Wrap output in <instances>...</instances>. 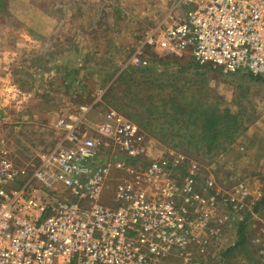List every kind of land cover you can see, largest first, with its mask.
<instances>
[{
  "label": "rangeland",
  "instance_id": "1",
  "mask_svg": "<svg viewBox=\"0 0 264 264\" xmlns=\"http://www.w3.org/2000/svg\"><path fill=\"white\" fill-rule=\"evenodd\" d=\"M33 1L56 23L49 38L32 43L23 64L50 66L53 72L29 68L31 73L24 74L23 68L17 98L11 87L4 90L8 100H0V143L11 158L23 167L39 163L58 143L56 119L83 104L90 110L81 129L106 143L98 128L105 123V112L116 108L115 98L105 95L114 82L125 87L135 78L190 91L199 87L219 96L222 108L242 110L247 129L223 152L203 156L173 148L155 136L158 125L149 130L134 120L148 148L131 165L146 174L141 186L145 198H115L116 188L134 179L123 171L107 184L102 201L111 208H126L130 264H264V207L255 209L264 197V78L249 71L225 72L190 54L177 56L144 44L145 32L192 8L190 0ZM113 156L124 158L116 152ZM154 161L161 172L150 178ZM241 231L242 252L224 256L241 240ZM164 255L168 262L161 259Z\"/></svg>",
  "mask_w": 264,
  "mask_h": 264
},
{
  "label": "built area",
  "instance_id": "2",
  "mask_svg": "<svg viewBox=\"0 0 264 264\" xmlns=\"http://www.w3.org/2000/svg\"><path fill=\"white\" fill-rule=\"evenodd\" d=\"M190 2L192 8L145 32L144 44L264 78V0ZM89 110L83 104L56 119L58 143L39 163L20 166L0 143V264H130L126 208L102 198L123 171L134 179L122 182L115 198H145L146 174L131 165L147 154V144L138 124L113 108L98 128L106 143L91 137L81 129ZM159 172L154 161L150 178Z\"/></svg>",
  "mask_w": 264,
  "mask_h": 264
},
{
  "label": "trees",
  "instance_id": "3",
  "mask_svg": "<svg viewBox=\"0 0 264 264\" xmlns=\"http://www.w3.org/2000/svg\"><path fill=\"white\" fill-rule=\"evenodd\" d=\"M157 81L159 83L140 82L131 78L124 83L125 87H118L114 82L105 95L115 98L114 109L135 120L145 129L150 130L158 125L155 136L177 150H195V153L203 156L212 152H223L247 129L244 116H241L242 110H239L240 113L230 108H222L219 96L206 94L199 87L190 91L188 87L183 89L177 84ZM146 83L151 84L141 88ZM169 86L172 87L171 91L168 90ZM166 91L168 93L164 94ZM263 207L264 197L257 202L255 209L260 210ZM240 236L241 240L227 248L224 256L236 250L242 252V245L245 243L243 231ZM161 259L168 262L165 255Z\"/></svg>",
  "mask_w": 264,
  "mask_h": 264
},
{
  "label": "crops",
  "instance_id": "4",
  "mask_svg": "<svg viewBox=\"0 0 264 264\" xmlns=\"http://www.w3.org/2000/svg\"><path fill=\"white\" fill-rule=\"evenodd\" d=\"M45 12L48 10L44 7L41 10L33 0H11L9 4L0 0V100L4 102L8 100L4 90L11 87L16 97L15 90L22 88L18 74L23 68L27 69L24 74L31 73L29 68L31 71L39 69L40 74L53 72L50 66L44 69L41 65L23 64L30 56L28 49L32 43L43 36L49 38L53 33L56 20ZM21 51V55L18 54ZM3 81L11 83L6 85Z\"/></svg>",
  "mask_w": 264,
  "mask_h": 264
}]
</instances>
